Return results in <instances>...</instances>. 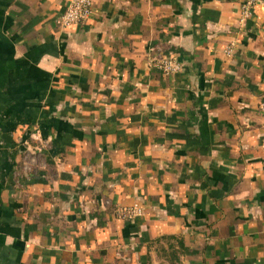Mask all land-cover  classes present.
<instances>
[{"label": "crops", "instance_id": "crops-1", "mask_svg": "<svg viewBox=\"0 0 264 264\" xmlns=\"http://www.w3.org/2000/svg\"><path fill=\"white\" fill-rule=\"evenodd\" d=\"M70 1L0 0V264H264V3Z\"/></svg>", "mask_w": 264, "mask_h": 264}, {"label": "built area", "instance_id": "built-area-1", "mask_svg": "<svg viewBox=\"0 0 264 264\" xmlns=\"http://www.w3.org/2000/svg\"><path fill=\"white\" fill-rule=\"evenodd\" d=\"M264 0H245L241 7V23H246L252 18L255 8L263 5ZM94 0H71L66 12L64 13L61 24L63 27L71 28L74 26L83 25L90 18L94 9ZM227 55L232 54V49L226 51ZM155 67L166 75H174L182 69L181 64L172 58L163 60H155ZM260 112L264 116V104L260 107ZM143 210L138 207L134 208H119L118 216L124 220H131L141 216Z\"/></svg>", "mask_w": 264, "mask_h": 264}]
</instances>
